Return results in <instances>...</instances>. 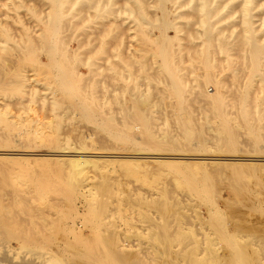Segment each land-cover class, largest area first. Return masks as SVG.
Listing matches in <instances>:
<instances>
[{
  "label": "rangeland",
  "instance_id": "obj_1",
  "mask_svg": "<svg viewBox=\"0 0 264 264\" xmlns=\"http://www.w3.org/2000/svg\"><path fill=\"white\" fill-rule=\"evenodd\" d=\"M159 1L151 0L152 7L141 8L139 0H103L100 4L107 5L105 11L99 12L93 7L80 12V5L89 7L91 0H66L62 6L65 13L60 14L51 0H0V135L8 136L13 149L21 143H31L32 147L25 149L33 153L80 148L86 153L134 151L137 147L132 143L109 135L112 131L121 130L127 121L142 124L134 119L137 106L130 102L134 93L139 99L151 102L140 109L142 115L152 112L153 132L179 133V127L169 114L173 107L166 105L176 103L177 99L164 97V89L160 88L162 83L159 82L169 80L157 56L158 44L162 42L161 36L166 29L165 33L172 37V41L166 42H172L174 55L171 65L179 67L177 71L185 88L184 98L196 100L198 84L208 94L213 93L214 85L204 80L210 73L220 86L224 101L231 103L223 108L226 120L211 116V112L205 111L208 107L204 104L193 102L189 106L193 115L197 116L189 121V125L191 123L193 131L203 133V143L208 146L207 150L198 149L195 152L205 153V157L214 153L225 155L224 152H213L218 149L211 135L224 132V124L229 123L231 131L237 135L238 152L235 155L260 159L235 164L239 167L238 174L231 184L225 176L230 170L210 162L195 164L193 170L186 168L181 170L183 173H175L169 168L151 164L140 169L124 170L116 162L109 161L101 171L91 165L79 175L67 160L56 162L51 155L29 154V151L27 154L0 155V199L5 204L12 203L11 194L17 184L23 188L21 196L28 198L30 213L34 214L31 222L27 219L23 222L31 227V243H22L19 237L21 226L13 227L10 234L0 230V264H31V259L38 256L41 264H116L115 260L109 259L108 253L118 250L122 244L130 248V254L134 253L141 264H157L162 252H178L188 246L201 258L212 242L209 239L214 240L212 246H216L215 249L223 244L216 239L214 223L211 224L213 215L206 213L207 208L211 210L213 206L220 208L215 217L221 215L226 231L238 236L241 243L246 244L248 240L249 244L254 241L249 239L250 236L253 239L254 235L259 238L256 235L264 234V51L259 60L261 73L248 82L244 48L237 49L239 41L249 38L264 49V0H210L213 12L209 28L196 23L200 14L195 13L192 5L197 0H176L175 5ZM161 2L170 10L169 20H175L177 29L162 27L164 18L157 5ZM150 14L153 23L157 20L156 24L163 18L155 25L160 27L159 30L153 27L155 23L150 24L151 20L147 18ZM56 20L59 23L54 30L52 25ZM70 20L69 26L61 27L62 22ZM49 40H54L51 45L57 48L59 58L64 48L68 56L70 54L67 62L69 88L62 89L58 72L53 67L54 70L47 67ZM27 46L33 54L31 59L25 56ZM20 75L27 79L25 87L17 84ZM158 89L162 94L158 93ZM241 90L248 92L249 102L243 108L238 101ZM79 96L89 102V110H94L88 113L93 116L91 120L76 111L75 101ZM158 102L167 103L163 104V108ZM158 112L165 116L158 119ZM243 112L250 114L252 136L240 116ZM8 124H15L17 128L9 129ZM100 124L105 127L101 129ZM21 125L22 132L31 134L38 130L39 137L20 136L18 126ZM184 143L194 146L195 140ZM183 163L186 165V162ZM39 176L48 177L52 187L54 184L75 192L73 202L83 215L75 217L73 222L67 220L65 227L51 236V240L44 236L48 225L41 219L40 211L47 199L59 196L53 191L38 196V189L36 192L34 187L24 185ZM103 177L105 189L95 192ZM191 178L196 182H192ZM94 194L96 199L89 202ZM207 194L213 199V204L205 201ZM169 212H173L172 218ZM87 215L93 219L90 225L85 220ZM159 218L161 222L156 223ZM174 222L178 223L174 226ZM150 224L155 230L158 225L160 232L166 229L170 233L178 229L189 234L185 235L186 238L182 237L183 240L161 242L157 231L155 234V230L149 229ZM69 231L75 236L78 232L82 242ZM59 233L63 235L60 234L61 240ZM203 240H207V244ZM105 244L110 245L109 249ZM2 252L5 254L1 255ZM51 257L57 261L51 263ZM199 258L198 261L202 262L204 255ZM182 263L186 264V261ZM117 264L127 263L121 259L117 260Z\"/></svg>",
  "mask_w": 264,
  "mask_h": 264
},
{
  "label": "bare ground",
  "instance_id": "obj_2",
  "mask_svg": "<svg viewBox=\"0 0 264 264\" xmlns=\"http://www.w3.org/2000/svg\"><path fill=\"white\" fill-rule=\"evenodd\" d=\"M51 1L53 2V5H54L57 13H60V14L65 13V10L62 6L66 2V0H51ZM102 1L103 0H91L89 7L88 6L85 7L84 4H81L80 5V12H83L84 10H86L88 8H93V7L96 8V10H98L99 12L105 11L107 8V5L105 3L100 4V2H102ZM157 1L160 2L159 0H157ZM165 1L171 3L172 5H175L177 3L176 0H164V2ZM139 2L141 5V8H142V6L143 7L145 6L144 8H146V7H149L152 5L151 0H149V1L139 0ZM72 4H74V3H72ZM164 4H162V2L157 4L158 7L161 9L162 16L164 18V20H163L161 14H160V19L162 18V20L164 22L163 23L164 25H162V27L164 26V28H165V26H167V27L170 26L171 28L173 27V29H177L178 24L175 22L174 19L169 20L170 10L166 9L164 7ZM192 6L195 9V13L200 14V18L196 23L200 24L201 26H204L205 28H209L210 27V17H211L212 12H213V7L211 5V1L210 0H197V2L196 1L193 2ZM72 9L73 8H71L70 11ZM138 10H141V9L139 8ZM108 12H112V11L108 10ZM139 12H141V11H139ZM129 13H131V12L129 11ZM243 13H244V11H243ZM129 15L131 16V14H129ZM58 17H59V14H58ZM150 17H151V14L147 17L152 22V23L150 22V24L153 25L155 23L153 25V27H155L159 30L160 27L155 26V25H158L159 23H161L162 20H161V22L158 20V24H156L157 20H156V22L153 23V18L152 17L150 18ZM156 19H159V18L157 17ZM196 19H193V20L195 21ZM46 21H47V19H46ZM146 21H147V19H146ZM70 22H71V20L69 22L68 21L62 22L60 25H61V27L62 26L66 27V26L70 25ZM57 23H59V22H57V20H56L55 24L52 25V28L54 27L53 28L54 30L58 28V25H56ZM150 27H151V25H150ZM164 30L166 31V29H164ZM167 30H168V28H167ZM165 31L161 36L162 42H160L158 44L157 56L159 59V64H160L161 68L168 74L169 80L165 81V82H163V80L159 81L160 83H162L160 88L164 89V92H163L164 97L176 98L177 102L171 103V104L167 103V102H166L167 104L165 102H162V103L158 102V103L160 104V107H163V108H164L165 104L168 105V107L169 106L173 107L172 109L170 108L171 113H169V114H170V117L173 118L174 123H176L175 125H177V127H179V129H180L179 133L170 134L168 132H164V133L156 134L155 132H153V124L151 123V119H152V115H153L152 112H149V114L145 113L144 115H142L141 114L142 110L140 109V107L142 105L144 107L145 105H148L151 102L147 101V100L139 99L138 96H136V94L134 93V94H132L133 99L130 101L132 104H135L137 106V109H136L135 114H134L135 115L134 119L136 121L141 122L142 124L134 123V122L128 123V121H127V123L122 126L121 130H119V131H117V130L112 131L111 130L112 132H110V134H109L112 137H116V138L122 139L123 141H128V142L132 143L135 147H137L136 149H133L134 151H109V152L91 151L89 153H86V151H83L80 148L79 150H74V151L54 150V151H49L50 153H44V152L33 153V152H30L32 150L25 149V148H31L32 147L31 143L24 142V143H21V145H19L18 148L13 149L12 146H10L12 144V141L8 140L9 139L8 136L7 135H4V136L0 135V155L23 154V153H26L27 151L30 152L29 154L51 155L56 162H58L60 160H63V161L67 160V162L76 169V172L79 175L82 174L85 167L91 166V165L93 167H96L98 170L101 171L104 168H106V163L109 161L116 162L117 163L116 165L119 168L124 169V170L140 169L144 166H149V164H151V166H155V167L163 166V167L169 168V170L171 169L175 173H183L181 170L186 169V168H188L189 170H193L194 169L193 165H195V164H200V163L205 164L206 162H210V163H214L217 166L227 167V169L230 171H229V173L226 172V175L224 173V175L228 177V179L230 180V182L232 184V181H234L236 175L238 174L237 170L239 168L235 164H240V161H248V160L254 161V160H257L260 158H245V157L235 155V153L238 152V150H237L238 146L236 147V145H238V142L236 140L237 135L235 132L231 131L233 129L232 128L230 129L229 123H228V125L224 124V126L226 128L225 131L223 130L224 132H217V133H214L213 135H211V137L215 141V145H216L215 147H217V149H218V151H213V152H224V153H226L225 155H221L222 153H214L213 156L205 157L206 156L205 153L199 154V153L195 152L198 149L207 150L208 146L203 143V139L205 137L203 135V133L201 134L200 132H198V130L193 131L192 126H190L191 123L189 125V121H192V120L196 119V117H197V116L195 117L193 115L192 110L190 109L189 106L193 102H197L199 104H204L208 107L205 109V111L211 112L212 113L211 116H213V117L220 116L224 120L226 117V114L224 113L223 108H224V106L231 104V103H226L224 101L223 93L221 92L220 86L214 82V77L210 73H207L204 80L207 83H212L214 85V92L213 93L208 94L205 90L202 89L201 85L198 84L197 88L195 89L196 90V92H195L196 100L191 101L189 99L184 98L185 97L184 96L185 88L183 87V85L180 82V76H179L178 71H177L179 67L171 65V58L174 55V52H172V48H171L172 42H169L170 44L166 43L167 41H172V37L167 35L165 33ZM51 33H52V29H51ZM202 34H204V33H202ZM208 40L209 41L211 40L210 37H208ZM53 41L49 40V42L47 44V57H46L47 58V67L50 69L53 67L55 69V72L56 71L58 72L59 79H60L59 81H61L60 87L62 89H64V88L66 89L69 86V84H68V81H69L68 75L69 74L67 71V62H68V57L70 56V54L68 56V51L64 48V49H62L61 58H59V54L57 53V51H58L57 48L54 49V46L51 45V42H53ZM27 43H29V42H27ZM54 43H56V42H54ZM205 44H206V42H205ZM28 47L29 46H27L25 48V56L27 59H29V58L31 59L32 58L31 56H33V54L30 52V49ZM237 47H238L237 48L238 50L244 48V55H245L244 59H245V63L247 64L246 68L248 69V73H249V78H247V80L249 82L254 75H256L257 73L260 72L259 71L260 70L259 60L261 58V54L263 53L264 49L262 48V46L260 44L253 41L251 38L239 41ZM186 48L188 49V47H186ZM189 48H190V46H189ZM205 50H206V48H205ZM51 75H53V74H51ZM54 80H56V79H54ZM26 81H27V79L24 78L23 75L22 76L20 75L19 78L17 79V84H18V86L25 87L24 84ZM54 83H55V81H54ZM158 93L162 94V92H160L159 89H158ZM78 98H79L78 99L79 102H76L78 100L75 101V103L77 105L76 111H78L80 114L81 113L84 114L89 120H91L93 116L90 115L91 113L90 114H88V113L94 112V110H89V108L87 106L89 104L88 101L85 102L84 100L80 99L81 98L80 96ZM247 98H248V92L246 90H241L238 93V101H239V105L241 108L245 107L248 104L249 101L247 100ZM74 99H76V98L74 97ZM163 104H164V106H163ZM89 106H91V105H89ZM85 107L88 109H86ZM166 112H168V111H166ZM128 116H131V115H128ZM161 116H165V115L164 114L162 115L161 113H159L157 116L158 119H161ZM240 116L245 121V124H244L245 129L252 136L251 128L253 126L249 123L250 114L248 112H243V113H240ZM95 117L98 118L97 115H95ZM198 118H199V116H198ZM220 121H221V118H220ZM225 122H227V121H225ZM6 126L9 129L17 128V125H15V124H8ZM98 126H99V124H98ZM100 127H101V129H103L105 126L104 125L102 126L100 124ZM256 130L257 129L255 128L254 131L256 132ZM18 131H19L20 136L21 135L22 136L31 135L34 137H39V135H40L38 130H36L35 132H33L31 134H29L27 132L26 133L22 132L23 131V125L18 126ZM256 136H257V134H256ZM137 138H139V140H137ZM192 140H195L194 146H193V144L187 145L186 143H184V142H190ZM13 147H15V146H13ZM203 155H205V156H203ZM251 155H253V154H251ZM102 158H105V159H102ZM186 159L198 160V161H184ZM205 160H207V161H205ZM182 162H186V165H185V163L182 164ZM205 167H207V166H205ZM185 172H187V171H185ZM102 176H104V175H102ZM191 179L193 180V178H191ZM49 180L50 179L46 176H44V177L39 176V178H35L34 180L31 178L29 181L25 182V184H24V185H27L30 187H34L36 192L38 189V193H37L38 196H43L44 192H47V191H53L54 193H56L59 196L58 198H53V200L47 199V202L44 204L45 206L43 207L44 209L40 211L41 219L44 220L46 222V224L48 225V227H47L48 232L46 230V232L44 234L41 230L40 231L44 234V236L47 240L49 238L51 240V236L56 235L60 230H62L65 227L64 225L66 224L67 220L70 219L73 222V219L75 217H79L82 215V213H79L77 211L76 205L73 202V196L75 195L74 194L75 192H71V190H69L66 187L61 188L58 186H54V184L52 187V184ZM99 182H101V181H99ZM192 182H196L195 179ZM104 183H105V179L103 177L102 184L97 185L95 192H97L99 190H104L105 189V187L103 185ZM22 191H23V188L16 184L14 189H13V193L11 194V199H12V203H10L11 205L5 204L4 202H2V200H1L2 198L0 197L1 198L0 199V230H4L6 233L10 234V233H12L11 229L13 227L21 226V231L19 232V237L21 238L22 243L28 244V243H31V241H33L31 239L32 238L31 236H33V235H31V233H30L31 227L28 225L25 226V224L23 222H25L26 219L29 222H31V218H33L34 214L30 213V210H29L30 205L27 203L28 198L25 199L24 197L21 196ZM95 194L90 198L89 202H93L96 199ZM121 198H122V196H121ZM205 201L212 203L213 199H211V197H209L207 194V196L205 197ZM158 204H159V202H158ZM167 205H169V204H167ZM167 205H166V207L168 208ZM93 207H94V205H93ZM93 207H92V210H93ZM213 207L214 208H212L211 210H209V208H207L206 213L209 216H210V214L213 215V218H214L213 221L214 222L211 220V224L214 223L212 226H214L213 229L215 231V234H217L216 239H219L223 244L221 246H219L218 249L217 248L215 249L214 247H216V246H214V247L212 246V242L214 240L209 239V240H212V242L210 243L211 246L208 245L207 252H206V250H205V252H203V255H204L203 261L199 262L198 261L199 257H197L194 250H189L188 248L191 249V247L185 243L188 246V248H182L183 250L182 249L180 250V247H179L180 251H178V252H174V251L170 252V253L169 252H166V253L162 252V255L160 254L161 257L159 259H157V261H159V263H157V264H183L182 262H185V261H186V264H264V234L260 233V234L256 235V237L258 236L259 238H255V235H254L253 239L250 236L249 239H251L252 241L254 240V241L251 243L249 242V244L247 243L248 240H247L246 244L241 243L240 239L237 238L238 236H235V235L226 231L225 223L223 222V220L220 219L222 216L220 215L221 216L220 217L218 215L219 218L215 217V216H217L218 212H220L219 211L220 208L218 209V207H216V206H213ZM85 211H86V209L83 205V212H85ZM173 212H169L170 214L168 213L170 215V217H171V215H173ZM90 214H92V213L90 212ZM178 215H179V213L177 214L176 218H178ZM171 218H170V220H171ZM195 218H197V217H195ZM85 220H87L88 225H90L91 222L93 221L92 217L89 215H87V217L85 216ZM160 220H161V218H159V220L156 223H160L161 222ZM176 221H178V220H176ZM226 221H228V220H226ZM239 221H241V220H239ZM168 223L170 224V222H168ZM177 223L178 222H174V226ZM68 225H69V223H68ZM68 225H66V226H68ZM69 226L71 227L72 225H69ZM70 227H68V228H70ZM156 227H157L156 230L152 229V225H151V228H149V229L155 230V231H153L154 233L157 231L156 232L157 236L161 240V242L179 240L182 237H185V235L189 234L188 232L186 234H184L185 231L183 232V230H182L180 232V230H178V229L176 231L173 230L170 233L166 229H163L162 232H160V230L158 229L159 226L157 225ZM241 228H242V226H241ZM152 230H150L151 234H152ZM69 232L72 233V231H69ZM60 234L61 233H59L58 235H59V238L61 240L62 238L60 237ZM211 234H213V233H211ZM58 235H57V237H58ZM71 235H73V233ZM77 235H78V232H77L76 236L74 234L73 237L81 240V242H82L81 237L77 236ZM95 235H97V234H95ZM69 236H70V234H69ZM207 236H206V239H208ZM107 240H106V242H107ZM182 240H183V238H182ZM193 241H195V240H193ZM206 241H204V243L207 244ZM245 241H246V238H245ZM195 242L197 243L198 241L196 240ZM188 243H189V241H188ZM200 243H202V242H200ZM109 244H110V242H109ZM70 245H71V243H70ZM186 245H185V247H187ZM109 246L110 245L107 246L108 249H109ZM180 246H183V245H180ZM8 247H10V246L8 245ZM192 247H193V245H192ZM194 247H196V246H194ZM205 247L207 248V245H205ZM156 248H158V247H156ZM74 249H75V246H74ZM196 250H197V248H196ZM67 251H69V250H67ZM130 252H131L130 248L125 247L124 244H122L118 250L116 249V250L109 251L108 255H109V259L111 258L112 260L116 261L115 262L116 264H117V260H121V259L124 262H126L127 264H141L140 263L141 260H138V258L135 256L134 253H133L134 255L131 253L132 254V257H131ZM3 253L4 252H2L1 255ZM159 253H160V251H159ZM129 255H130V257H129ZM155 256H156V254H155ZM202 256H200V257L202 258ZM9 258H10V255H9ZM201 258H199V259H201ZM5 259H8V258H5ZM31 260H32L31 264H41V262H40L41 259L39 256L34 257ZM51 260H49V262L51 261V263L52 262L54 263L56 259H55V257H53V258L51 257ZM21 263H23V262H21ZM74 263H75V261H74Z\"/></svg>",
  "mask_w": 264,
  "mask_h": 264
}]
</instances>
